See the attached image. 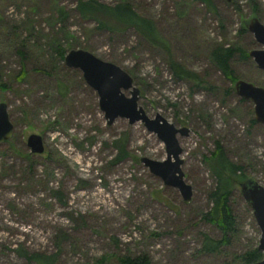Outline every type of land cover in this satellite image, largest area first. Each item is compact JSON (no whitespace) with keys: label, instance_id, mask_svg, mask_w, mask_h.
Returning a JSON list of instances; mask_svg holds the SVG:
<instances>
[{"label":"rangeland","instance_id":"rangeland-1","mask_svg":"<svg viewBox=\"0 0 264 264\" xmlns=\"http://www.w3.org/2000/svg\"><path fill=\"white\" fill-rule=\"evenodd\" d=\"M130 1L155 21L172 56L213 89L176 80L165 52L134 29H99L81 16L79 0H0V80L8 85L0 101L14 123L12 138L0 143V264H39L32 254L54 256V264H119V255L144 252L156 264H221L223 256L201 250L203 233L220 235L202 218L213 186L203 156L220 140L232 160L251 159L252 178L264 185V125L252 124L254 104L210 57L217 45L248 54L264 48L248 28L254 17L264 23V0ZM58 44L118 64L134 77L150 117L160 113L189 129L178 138L190 201L141 161L165 160V143L141 121L119 117L109 125L97 92L61 60ZM231 62L237 79L264 87L253 57L237 51ZM32 133L43 137L41 154L27 146ZM121 140L127 155L119 159ZM236 189L241 236L227 249L243 253L259 244L261 231Z\"/></svg>","mask_w":264,"mask_h":264},{"label":"trees","instance_id":"trees-1","mask_svg":"<svg viewBox=\"0 0 264 264\" xmlns=\"http://www.w3.org/2000/svg\"><path fill=\"white\" fill-rule=\"evenodd\" d=\"M77 9L83 18L95 20L99 29H106L110 32H123L134 29L142 40L165 52L171 73L176 80L188 81L195 88L213 89L214 86L208 83L202 75L187 68L172 56L170 44L159 32L155 21L140 14L130 0H118L115 4L103 3L98 0H79ZM59 15V19L63 22L66 18L65 11L60 9ZM63 32L67 38L70 37V33L66 28L63 29ZM15 33L17 34V31ZM23 42L24 46L28 45L26 40ZM237 51L242 58H250L249 54L240 47L226 45H217L210 53L212 61L233 82L238 80L231 62ZM66 53L67 50L61 44H58V54L61 60H65ZM20 54L24 57L22 50ZM7 87L8 85L0 80L1 96V91L7 89ZM255 123L257 121L253 118L252 124ZM124 141H118L119 159L127 155ZM203 161L213 178V186L207 193L212 206L208 211L202 213V218L214 225L219 230L220 235L214 237L203 233L201 250L203 253L223 256L224 260L221 264L253 263L261 260L263 253L258 249V244L248 250L245 249L243 253L230 252L227 249L241 236L240 217L236 212V201L240 198V195L236 194V188L252 177L251 170L255 169V164L249 158L241 162L232 160L220 140H215L214 149L203 156ZM245 206L251 211L248 204L245 203ZM29 259L35 260L39 264H54L55 261L54 256L42 254H32ZM118 260L119 264H156L146 252L136 255L131 253L119 255Z\"/></svg>","mask_w":264,"mask_h":264},{"label":"water","instance_id":"water-1","mask_svg":"<svg viewBox=\"0 0 264 264\" xmlns=\"http://www.w3.org/2000/svg\"><path fill=\"white\" fill-rule=\"evenodd\" d=\"M248 28L254 34L256 41L264 46V23L254 17ZM249 55L264 71V48L253 49ZM65 64L69 68L82 71L84 80L97 92L99 107L105 113L109 125H112L119 117L126 118L130 124L143 122L148 131L157 134L166 145L167 158L157 160L145 156L141 158V161L166 185L178 188L185 201H190L193 196V187L186 180L182 169L183 148L178 138V134L188 135L189 129L185 126H176L160 113L150 117L138 103L141 91L135 85L134 77L118 64L106 61L83 48L70 49L65 56ZM235 89L241 98L254 104V118L264 125V87L238 79ZM127 90H130V96L125 93ZM13 134L14 123L10 118L8 104L0 101V143L12 138ZM27 146L34 154L45 151L44 140L40 134H30ZM240 191L245 202L251 207L260 228L258 249L263 253V258L257 262L241 264H264V185L251 177L240 185Z\"/></svg>","mask_w":264,"mask_h":264}]
</instances>
